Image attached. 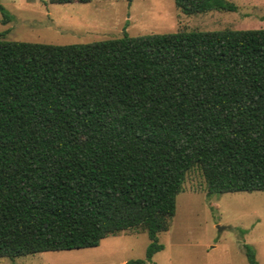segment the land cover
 <instances>
[{"label":"trees","instance_id":"obj_1","mask_svg":"<svg viewBox=\"0 0 264 264\" xmlns=\"http://www.w3.org/2000/svg\"><path fill=\"white\" fill-rule=\"evenodd\" d=\"M174 2L185 14L237 10L230 0ZM4 35L0 257L145 231V259L127 261L144 264L164 248L158 235L191 168L209 193L264 190V28L69 44Z\"/></svg>","mask_w":264,"mask_h":264},{"label":"rangeland","instance_id":"obj_2","mask_svg":"<svg viewBox=\"0 0 264 264\" xmlns=\"http://www.w3.org/2000/svg\"><path fill=\"white\" fill-rule=\"evenodd\" d=\"M236 11L185 14L174 0H0V32L10 40L69 44L129 35L224 28H264V0H230ZM164 248L144 264H249L244 244L264 264V190L209 193L202 170L187 174L169 230L161 232ZM145 231L109 235L95 247L46 251L0 264H127L145 259Z\"/></svg>","mask_w":264,"mask_h":264}]
</instances>
